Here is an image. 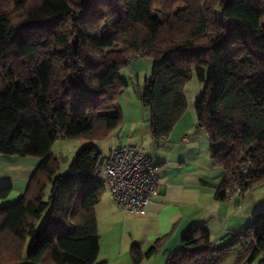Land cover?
<instances>
[{"label":"trees","instance_id":"trees-1","mask_svg":"<svg viewBox=\"0 0 264 264\" xmlns=\"http://www.w3.org/2000/svg\"><path fill=\"white\" fill-rule=\"evenodd\" d=\"M137 57L152 64L140 97L152 138L183 118L195 76L197 128L224 174L217 199L264 184V0H0V155L39 159L24 195L0 208V264H97L100 153L84 146L59 175L51 148L120 127V72ZM162 243L132 246V264ZM237 247L235 264H264V212L219 246L190 227L165 264H219Z\"/></svg>","mask_w":264,"mask_h":264},{"label":"crops","instance_id":"crops-1","mask_svg":"<svg viewBox=\"0 0 264 264\" xmlns=\"http://www.w3.org/2000/svg\"><path fill=\"white\" fill-rule=\"evenodd\" d=\"M140 59L146 60L143 57H137L134 63ZM131 64L125 69H131L128 79L138 76ZM144 80L140 83L138 77L136 89L139 98ZM128 85L127 83V87ZM122 117H125L123 113ZM182 119L166 139L154 140L151 136L150 118L147 119V130L143 127L139 130L136 125V116H128L127 122L130 126L127 131L120 128L114 131L108 138L111 143L106 152L102 151L101 144H95V148L100 153L101 164H104L103 157L110 148L134 145L140 147L155 166L159 192L158 196L148 204L144 215L120 210L118 211L120 214L111 212L102 207L105 205L102 204V196L96 207V218L98 230L100 218L104 221L105 227H111L110 229L122 223L128 231L126 234L131 245L138 247L143 253L162 239L163 243L158 253L153 256L157 258L156 264H165L168 256L179 248L182 236L192 226L205 228L209 232L211 242L216 246L226 243L233 236L245 231L244 200L239 201L241 199L232 197L228 202H221L217 199V192L223 182L224 174H220L217 171L219 169L210 161L208 138L205 141L200 136L198 137L202 140H198L197 136L196 139L188 136L186 133L188 129H185ZM138 132L141 134V141L136 144L135 137ZM199 144L202 146L205 144L207 148L201 146L203 150H200ZM106 194L109 196L107 191ZM109 200L113 203L111 199ZM259 205L261 206L257 212L255 211L256 214L264 212V206H262L264 201ZM253 213L251 215L255 216L256 214ZM117 215L121 217L116 218ZM100 255L101 249L98 259ZM151 258L144 259V262L152 264ZM102 263L107 264L108 261Z\"/></svg>","mask_w":264,"mask_h":264},{"label":"rangeland","instance_id":"rangeland-1","mask_svg":"<svg viewBox=\"0 0 264 264\" xmlns=\"http://www.w3.org/2000/svg\"><path fill=\"white\" fill-rule=\"evenodd\" d=\"M132 63V62H131ZM151 60H138L137 62L131 64V67L135 69L138 74L137 78L130 77L129 71L131 70H122L120 72V78L123 81H126L129 85L118 98V106L121 110V113L125 115L123 122L120 125V129L127 131L130 126L127 122L128 116H136L137 129L143 127L144 130H147V119L149 118V113L147 110H144L141 105V99L137 96V86H138V77L139 82H143L144 77L150 75L151 72ZM137 84V85H136ZM203 89V84L198 82L196 77L193 76L190 82L185 86V100L187 104V110L183 116L182 123L184 124L185 129H188V136L195 137L197 139L203 137L206 141L208 138L204 130L197 128L196 115H195V103L199 98ZM127 117V118H126ZM139 121V122H138ZM135 122V123H136ZM198 140H202L199 138ZM141 141L140 132L137 133L135 137V143L139 144ZM101 144L102 151L106 152L109 147L111 140L105 139L101 142L95 140H88L83 144L80 139H58L51 148V153L57 163L58 174L64 175L67 173L70 164L72 163L76 153L82 149L84 146H95V144ZM200 150H203L202 147L207 148L205 144H199ZM202 146V147H201ZM101 152V151H100ZM190 157V156H189ZM210 157V155H209ZM211 161V160H210ZM39 164V159L37 158H20L8 155H0V188L1 187H11L10 195L4 199L0 200V208L11 205L15 203L21 196L26 192V188L29 182L30 177L36 170ZM217 170L220 174L223 173L220 168ZM106 191L102 197V207L107 208L109 211H113L117 214H120L116 206L109 200ZM239 200V199H238ZM244 200L245 207V229L251 224L253 216L251 213L256 214L255 211L259 210L261 204L264 201V184L254 187L251 191L242 196L241 200ZM264 206V205H262ZM256 207V208H255ZM256 209V210H254ZM100 215V213H99ZM251 215V216H250ZM121 217V215H117ZM100 218V217H99ZM44 219V218H43ZM99 226V236H100V249L101 255L97 260V264L102 263L103 261H108L107 264H132L130 257L131 243L126 232H128L123 226L122 223L116 224L112 229L111 227H105L104 221L100 218ZM43 220L39 223V225ZM244 229V230H245ZM218 246V245H217ZM241 250L237 247L233 252L226 258L223 259L219 264H235L237 255ZM151 263L156 264L157 258H151ZM22 264H29L28 262H23ZM143 264H146V261ZM239 264H247L245 261ZM253 264H256L253 263Z\"/></svg>","mask_w":264,"mask_h":264},{"label":"built area","instance_id":"built-area-1","mask_svg":"<svg viewBox=\"0 0 264 264\" xmlns=\"http://www.w3.org/2000/svg\"><path fill=\"white\" fill-rule=\"evenodd\" d=\"M97 162L96 179L103 182L118 210L144 215L150 201L158 196L156 168L149 156L138 146L120 145L110 148ZM241 199L235 187L230 198Z\"/></svg>","mask_w":264,"mask_h":264}]
</instances>
